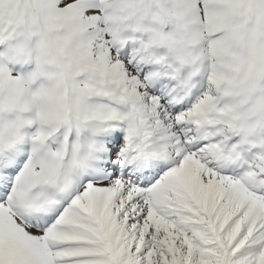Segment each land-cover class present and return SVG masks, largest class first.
Wrapping results in <instances>:
<instances>
[{
    "label": "snow or ice",
    "instance_id": "obj_1",
    "mask_svg": "<svg viewBox=\"0 0 264 264\" xmlns=\"http://www.w3.org/2000/svg\"><path fill=\"white\" fill-rule=\"evenodd\" d=\"M0 264H264V0H0Z\"/></svg>",
    "mask_w": 264,
    "mask_h": 264
}]
</instances>
